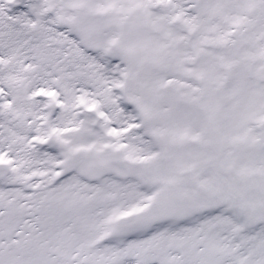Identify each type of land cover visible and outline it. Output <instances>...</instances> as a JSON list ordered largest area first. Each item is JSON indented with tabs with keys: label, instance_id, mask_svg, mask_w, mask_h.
I'll return each mask as SVG.
<instances>
[{
	"label": "snow or ice",
	"instance_id": "snow-or-ice-1",
	"mask_svg": "<svg viewBox=\"0 0 264 264\" xmlns=\"http://www.w3.org/2000/svg\"><path fill=\"white\" fill-rule=\"evenodd\" d=\"M0 264H264V0H0Z\"/></svg>",
	"mask_w": 264,
	"mask_h": 264
}]
</instances>
